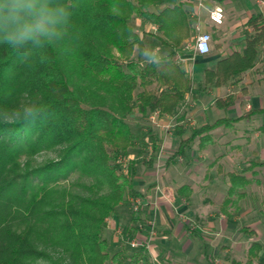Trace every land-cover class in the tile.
I'll return each instance as SVG.
<instances>
[{
  "label": "trees",
  "instance_id": "obj_1",
  "mask_svg": "<svg viewBox=\"0 0 264 264\" xmlns=\"http://www.w3.org/2000/svg\"><path fill=\"white\" fill-rule=\"evenodd\" d=\"M65 2L72 6L75 38L47 48L44 63L38 58L20 63L16 53L0 48V264H32L35 240L61 247L70 264H123L122 252H111L101 232L106 217L125 196L136 194L120 162L136 141L126 117L135 109L142 116L154 111L171 115L192 86L188 72L173 58L191 31L180 5H166L165 0ZM133 15L154 23L169 48L157 62L132 59L136 48L144 49L143 37L129 24ZM152 79L158 86L148 88ZM30 99L39 100L54 116L30 124L3 122ZM152 140L157 150L159 144ZM189 142L182 140L172 155L183 153ZM54 146H60L56 160L19 170L26 164L20 163V156ZM79 163L104 180L109 191L69 196L53 207H42L49 184ZM229 177V195L249 181L233 172ZM260 248L252 242L246 261L233 264H252Z\"/></svg>",
  "mask_w": 264,
  "mask_h": 264
},
{
  "label": "crops",
  "instance_id": "obj_2",
  "mask_svg": "<svg viewBox=\"0 0 264 264\" xmlns=\"http://www.w3.org/2000/svg\"><path fill=\"white\" fill-rule=\"evenodd\" d=\"M165 4L180 5L188 14L190 36L173 58L188 72L192 86L186 96L188 106L183 103L171 115H162L148 131L164 151L174 144L175 151L186 138L190 142L183 153L169 157L159 173L134 175L139 178L132 186L136 194L129 196L138 197L140 208L134 212L128 196L115 207L107 224L109 250L121 251L123 264H225L229 232L237 219L250 214V209L241 210L245 189L238 187L244 192L236 193L240 201L230 200L229 173L246 177L247 187L259 182L258 174L264 169L262 164L251 168L257 161L264 162V0H165ZM214 8L223 12L221 24L209 19ZM131 19L138 33L148 32L142 34L145 44L155 39L163 45L158 48L163 56L169 52L154 23L137 15ZM200 31L211 35L210 50L204 55L184 47ZM155 174L158 179L142 180ZM234 201L237 218L226 209ZM241 226L242 237H256L252 224ZM133 239L141 244L131 247ZM252 242L261 245L254 259L260 261L264 245L258 239ZM241 243L244 257L251 243Z\"/></svg>",
  "mask_w": 264,
  "mask_h": 264
},
{
  "label": "rangeland",
  "instance_id": "obj_3",
  "mask_svg": "<svg viewBox=\"0 0 264 264\" xmlns=\"http://www.w3.org/2000/svg\"><path fill=\"white\" fill-rule=\"evenodd\" d=\"M155 9V8H152ZM132 19L130 18L129 24L132 26ZM148 32L142 31L139 33L141 36L142 34L145 36ZM144 36H142L144 38ZM192 42V39L187 40L185 44ZM163 45H161L157 40L148 41L146 44L144 43V49L142 51H138L137 48L135 49L132 59L136 61H140L141 63H144L147 59L145 57V52L150 53L152 56L156 58H161L164 54L158 49L163 48ZM165 49V47H164ZM190 50V49H186ZM192 51V50H191ZM114 53L117 55V52L114 51ZM120 61V60H119ZM121 65H124L122 61H120ZM187 72V71H186ZM158 86V83L156 80L152 79L150 80V84L148 85V88H155ZM140 89V88H138ZM185 108L188 106V98H185L184 102ZM183 103L179 106L180 108L183 106ZM177 107V108H179ZM181 109H179L180 111ZM149 115L151 118H149ZM162 115L158 114V112H148L144 116H142L140 113L136 111V109L133 111V113L129 114L126 117V121L128 122L132 133L135 136L136 141L134 142L133 146H130L127 150L126 156L121 159V165L123 166L122 172L123 174L127 175L128 182H131V185L133 186L134 181H136L139 178H135L134 175L136 173L143 175V173L148 171H155L156 173L161 170L164 166V164L167 162V159L171 156H173L172 149H175L176 145L170 147L169 150L164 151L163 145L159 144L158 149L154 150V143L153 140L150 138V132L148 131L152 129L154 125L158 123L159 117ZM185 120H189L188 117L185 118ZM153 130V129H152ZM151 130V131H152ZM147 135V136H146ZM148 137V138H147ZM156 143V145H158ZM60 146H54L51 149L47 151H40L33 153L31 156L22 155L19 157L20 163H26L25 166H21L19 169L21 172L24 170V168L31 166H38L45 164L48 160H56L58 158L59 152L57 151ZM248 161V160H247ZM264 165V163H261L260 161H257L255 163V166L252 165L251 168L258 167L259 165ZM257 165V166H256ZM250 168V167H249ZM227 169V167L225 168ZM88 169H85L82 164H77L74 166L71 173L65 177H62L59 179L58 182H51L49 184L48 194H46V197L44 199V203L42 207H53L59 202L61 198H69V196H72L73 198L76 196L79 197H94L97 194H105L109 191V187L106 184V182L102 179H99V177L91 171H87ZM159 173V172H158ZM158 175V174H157ZM156 174L154 176H143V181L150 182L152 179H158L159 177ZM145 177V178H144ZM154 177V178H153ZM258 183H251L247 187H241L240 190L245 189V197L244 200H242L241 203V210L246 208L250 209L249 216H243V218L237 219L238 221L235 228L229 232V240L227 241V247L229 248L228 251V259L225 261V264H233V262L240 261L241 263H244L246 261L247 256H242V243L248 246L252 241L255 239H258L262 245H264V169L261 170V173L258 174ZM137 182V181H136ZM136 184V183H135ZM137 186V185H136ZM129 187V185H128ZM138 187V186H137ZM238 188L235 189L234 194L230 195V200H237V194ZM241 192V191H240ZM43 195L40 194V197ZM45 195V194H44ZM127 194L125 198L128 196V199L131 197ZM243 197V196H242ZM241 198V197H240ZM131 205L133 206V201L138 199L136 196H132L130 198ZM239 200V198H238ZM240 201V200H239ZM237 201H234L231 203L226 209H228L229 212H234L233 217H238L239 213L237 212ZM45 207V208H46ZM260 212V213H259ZM111 215V214H110ZM106 217L105 219V226L101 232L102 237L106 238V240H109L107 232V224L109 221V217ZM232 217V218H233ZM261 219V222H253L254 220ZM252 224V228L256 232V237L253 234H250L248 236H243L239 233L240 229L242 228V224ZM241 226V227H240ZM152 227V226H151ZM21 228V226H20ZM249 226L246 227L248 231ZM252 228L250 230H252ZM239 230V231H238ZM251 233L250 231L247 233ZM239 235V237H237ZM233 237H236L235 240H233ZM255 237V238H254ZM127 240V238H126ZM134 240V239H133ZM239 240V241H238ZM127 242V241H126ZM239 242V243H237ZM220 245L219 243L217 244ZM239 246L240 250H234L235 246ZM34 246L36 247L37 253L34 255L33 259L31 260L32 264H49L50 261L61 263V264H70L71 258L68 257V253L65 252V250H62L61 247H58L57 245H52L49 242L44 241H34ZM125 246V245H124ZM127 246V244H126ZM221 246V245H220ZM111 250V249H110ZM243 257V258H242ZM262 259L260 261H257L256 259L254 262L257 264L264 263V255L261 257Z\"/></svg>",
  "mask_w": 264,
  "mask_h": 264
},
{
  "label": "clouds",
  "instance_id": "obj_4",
  "mask_svg": "<svg viewBox=\"0 0 264 264\" xmlns=\"http://www.w3.org/2000/svg\"><path fill=\"white\" fill-rule=\"evenodd\" d=\"M72 6L65 0H0V48L17 54L20 63L47 60L46 49L73 36ZM149 62L157 58L145 52ZM9 124H30L54 114L39 100L30 99L12 109Z\"/></svg>",
  "mask_w": 264,
  "mask_h": 264
},
{
  "label": "built area",
  "instance_id": "obj_5",
  "mask_svg": "<svg viewBox=\"0 0 264 264\" xmlns=\"http://www.w3.org/2000/svg\"><path fill=\"white\" fill-rule=\"evenodd\" d=\"M209 19L214 23L221 24L223 20L222 10L220 8H214L213 10H211L209 12ZM210 41H211V35L208 32L200 31L195 34V36L192 39V42L190 41L189 43L185 44L184 47L186 49L192 50L195 54L204 55L210 50ZM139 208H140V200L136 199L135 201H133L132 210L136 212L139 210ZM151 226H153L152 223ZM129 244L131 247H138V245H140L141 243H139L136 239H134L131 240Z\"/></svg>",
  "mask_w": 264,
  "mask_h": 264
}]
</instances>
